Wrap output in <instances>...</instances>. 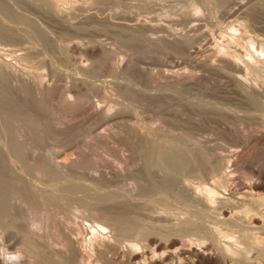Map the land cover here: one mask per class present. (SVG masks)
Here are the masks:
<instances>
[{
    "label": "rangeland",
    "instance_id": "obj_1",
    "mask_svg": "<svg viewBox=\"0 0 264 264\" xmlns=\"http://www.w3.org/2000/svg\"><path fill=\"white\" fill-rule=\"evenodd\" d=\"M193 2L197 3L195 12L190 9ZM0 30V66L3 67L0 69L9 74L12 82H8V87L18 90L23 85L31 86L32 92H36L34 95L39 94L38 92L43 94L42 104L39 103L40 109L38 110V114L41 115L36 114L32 109L23 108L22 117L18 119L19 122L12 119L8 121L9 125L12 124L14 128H18L14 136L18 134V139L23 140L22 143L26 141L23 144L28 148V153L46 154L51 151L60 153L62 159L72 164L71 167L65 169V174L67 173L68 176L78 175V178L70 176L73 180L81 181L79 179L84 178L85 182H91L90 178H92L93 183L97 184V188L114 187L110 189H115L116 187L119 191L128 193L129 196L133 194L130 197L139 202H136L138 207L135 205V209L128 211L131 214L127 211L124 214L132 215L128 217L133 219L135 215L139 216L134 219V225L136 224L134 228L137 229L133 228L132 234L126 231L127 233L125 232L122 238L129 234H138L139 240L135 238L136 236H131L138 240V245L132 248L146 253L140 258L138 264H153V261L159 262L160 260L162 263L159 264L177 263L178 258L176 257L172 258L173 261L171 259L172 262L170 260L162 261L163 256L161 255H165L179 246H169L170 239L168 240V238L172 236L167 233L178 230V225L175 223L179 217L184 218L191 212H189L190 214L187 212L180 214L167 210V205L155 199L158 197L156 194L152 195L154 198L151 196L152 199H149L151 201H141L143 199L140 196L144 198L148 196L138 195L134 189V179L143 174L145 166L141 161L132 157L130 149L127 148L129 143L125 142L126 133L123 131L120 134L119 120H129L130 126H134H132L134 130H130L134 133L132 134L134 135L133 141L131 140L135 143L134 146L144 144V140H147L149 144L153 145L171 143V145H175L174 147H178L183 140L181 137H184V141L195 143L202 146L203 149L207 148L206 150H211V152L224 157L229 166L226 171L232 170V168L235 170L236 185L232 184L230 187L225 182H221L219 184L221 187L218 185L216 189L219 197L226 200L225 205L228 204L227 206L230 208L242 202L250 203L251 194L246 192L245 186L252 185L254 182H264V0H68L64 2L61 0H0ZM232 53L239 54L240 60L233 58ZM245 63H249L248 66L251 65L252 68L251 66L247 67ZM210 64L211 66H209ZM85 78H87L86 83L82 82ZM80 86L81 88H79ZM44 87L57 91L52 99L55 109L48 110L46 113L45 107L49 98ZM99 87L101 92L97 90ZM125 87L135 90V93L138 91L143 100L132 101L133 93L126 96L121 91ZM70 91L72 93L80 92L79 94L86 98L84 106L70 108L71 110L61 107L63 95ZM83 93L87 95L85 96ZM146 94L147 96H145ZM21 96L20 98H23V95ZM112 99H116L119 105L114 100L111 102ZM43 102L45 103L43 104ZM123 103H127L130 107L129 110L135 114L129 115V113L121 111L120 107L124 105ZM104 105L109 107L110 120L103 118L106 115L101 114L102 108H105ZM24 111L26 114L30 112L26 116ZM31 113L36 114V117H32L34 114ZM23 114L25 115L23 116ZM30 117L32 118L30 119ZM101 120L102 122H100ZM117 120L118 122H116ZM130 131L129 138L132 137ZM137 131L138 133H136ZM180 133L182 136L178 135ZM185 134L187 138L189 137L188 140ZM169 136L172 139H169ZM121 137H124V140ZM140 137L144 140H140ZM177 139H180V142ZM137 141L142 142L138 143ZM154 171L155 178L159 179L163 176L160 170ZM135 175L137 176L135 177ZM27 177L32 183H37L40 189L46 187L45 181L38 182L37 178L31 175ZM88 178L89 180H87ZM197 180L195 179V181ZM106 185L109 187L107 188ZM239 186L241 188H238ZM263 188L258 191L259 193L255 192L254 196L264 194ZM263 194L261 196H264ZM60 201L62 200L54 202V205L58 203V209L61 206L59 210L56 209L57 205L53 207V203L40 206L42 209L39 207L40 210L37 211L39 215L33 214L32 219H36V222L34 220L33 222L38 224L41 221L48 227L51 225L48 229L51 228L50 231L55 234L62 231L60 226L64 228L63 230L73 228L74 232L79 234L82 239L84 238L87 243L94 237L99 240L102 238L113 240L109 235V229L107 232V230L98 228L99 233H97L95 227L91 228L89 225L98 218L99 221H102L104 219L102 213L109 215L115 210L117 211L115 205L104 203V206L101 203L102 205L98 208L104 207L102 210L106 212L100 211L102 217L98 216L100 214L97 212L98 208H95L97 210L95 213L91 206H88L90 209L83 206L82 209L88 208L83 210L85 213L83 214L87 218L86 221L79 216H74L76 211L72 206H76L77 202L68 201L69 203H66L64 199L63 202ZM139 204L144 205L143 208L139 207ZM65 206L67 209L64 208ZM145 206H149L148 209ZM262 206H259L260 213L264 210ZM55 209L59 214H56ZM86 209L92 211L86 212ZM214 209H217V212ZM214 209L209 211L208 215L210 216H208L206 224L211 226L212 232L214 231L213 233L218 236L217 228L219 226L217 227L214 223L221 216L218 213L219 208ZM65 210H68L67 214H65ZM213 210L215 214L212 213ZM65 215L71 219L68 220ZM167 217L171 219L166 220ZM55 220L61 223L58 224ZM141 222L144 223V230H147L148 227L146 235L144 234L146 230L143 232V227H140L142 226ZM137 224H140L138 226L143 233H140ZM165 224L177 227L172 230L171 226L169 228L166 226L165 230L168 232L164 231L167 232L165 234L162 232ZM212 225L217 227L216 231ZM224 225L222 224V227ZM180 232L182 233V231ZM89 236L90 239H87ZM161 236L164 238L161 239ZM192 236L183 237V245L195 246L203 250L208 241L199 238L196 240L197 237ZM218 237L222 246L230 243L229 239H225L226 237L224 239L220 235ZM11 242L4 241V245ZM124 242L121 245L125 246L127 241ZM156 242L159 248L155 244ZM236 247L237 244H234V248ZM12 248L10 249L12 250ZM211 250L213 252L220 251L216 244L211 245ZM228 255L226 253L225 259L231 262L232 257ZM204 262L195 261V264H210Z\"/></svg>",
    "mask_w": 264,
    "mask_h": 264
},
{
    "label": "bare ground",
    "instance_id": "obj_2",
    "mask_svg": "<svg viewBox=\"0 0 264 264\" xmlns=\"http://www.w3.org/2000/svg\"><path fill=\"white\" fill-rule=\"evenodd\" d=\"M61 1L64 2V1H68V0H61ZM99 1H102V0H99ZM191 4L192 5H191L190 9L193 12H195L194 10L197 9V3L194 4V2H193ZM248 11H249V9H248ZM14 12H15V10H14ZM101 26H103V25H101ZM33 29H35V28H33ZM105 31H107V30H105ZM6 35H8V34L6 33ZM250 41L252 42V40H250ZM170 42H171V40H170ZM159 45H160V43H159ZM243 45H244V43H243ZM250 45H251V43H250ZM36 49H38V48H36ZM218 54H219V52H218ZM238 55H237V53H232L233 58H235L236 60L238 58ZM256 58H258V57H256ZM61 59H63V58H61ZM248 64H246L247 67H250L251 65L248 66ZM209 66H211V64ZM1 68H3V67H1ZM84 68H86V67H84ZM251 68H252V66H251ZM10 74L12 75V72ZM86 79L87 78H85V80H83L82 82L86 83L87 82ZM9 81H10L9 74L0 69V112H1L0 116H2L0 118V264H16V262L13 261L11 258L13 255H19L22 257L20 264H138L140 258L146 253L136 251L132 248V247L138 245V240H139L138 234H134V235H131V234H132V232H134L133 228L136 227V224L134 225V219H136L139 216L135 215V217L137 216L135 218L133 215L134 219L130 218L128 216H132V215H129L131 213H129L128 211L131 209H135L136 208L135 205L139 202L132 199L133 197H130L133 194H131L129 196L128 193L122 192L121 190L119 191V189H116V187H115V189H110V188H114V187L108 188L109 186L107 187V185H106V187L108 189L97 188L98 186H97V184L95 185L93 183L92 178H90L91 182H89V181L85 182L84 178L82 177L83 179H79V180H81V181L84 180V182H81L78 180L77 181L73 180L72 177H74L75 175H73V176L69 175L68 176V174L66 173L68 176V178H67L66 174H65V169L71 167L72 164L70 162H69L70 163L69 164V163H67V161L62 159V157H60L61 156L60 153H55L53 151L46 152V154L45 153L36 154V153H31V152L28 153V148L26 147V145L23 144L26 141H24L22 143L23 140L20 141L19 140L20 138L18 139V136H17L18 134L16 136H14L17 133L16 129H18V128H16V127L14 128V125H12V124H11L12 126L9 125L10 122L8 123V121L9 120L11 121V119L15 120V121L18 119H21L23 108H29V110L32 109L33 112L38 114V110L40 109L39 103H41V101L43 100L42 99L43 94L41 92H38L39 94L34 95L36 92L35 93H33L34 91L32 92V88L30 89L31 86L29 87V86L23 85L20 88H18L16 86V88H18V90L12 89V88L8 87ZM10 82H12V81H10ZM79 83H81V82H79ZM34 84H36V83H34ZM168 84H170V83H168ZM35 86H37V85H35ZM97 86H99V85H97ZM52 87L54 88L53 85H52ZM36 88H35V90H36ZM53 88H49V87L45 88L44 87V90L46 89L48 92V96L46 94L45 95L49 98L48 101L46 100L47 99L46 97H45L46 99L44 98L48 102L46 107H45V113L48 110L52 111V109L54 108L53 106H55V105H53L54 103H53L52 99L57 94L56 93L57 91H55ZM79 88H81V86ZM97 90L99 92L101 90L100 87ZM121 91L123 93H125L126 96L128 94L133 93L134 98L132 101H138V100L142 101L143 100V97L140 96L141 94L139 95L138 91H136V93H135V90L129 89L126 87L124 89H122ZM79 93L80 92H73L72 93L71 91L65 92V95H63V100L61 102V107H64L65 109H67V108L73 109V108H77V107L79 108L82 105L84 106L86 98L82 97ZM119 94L121 95V93H119ZM21 95H23V98H20V97H22ZM88 96H90V95H88ZM145 96H147V94ZM128 97H127V99H128ZM87 100H88V97H87ZM113 100L114 99H112L111 102ZM115 100H114V102H117V100L116 101ZM129 101L131 102V100H129ZM44 103L45 102H43V104ZM153 103H154V101H153ZM117 104L119 105L118 102H117ZM132 104H133V102H132ZM136 105H138V104H136ZM157 106H158V102H157ZM110 107H112V106H110ZM140 107H141V104H140ZM120 109L124 113H129V115H133L131 113H134L131 110H129L130 107L127 105V103L122 105L120 107ZM152 109H153V107H152ZM102 110H101L102 112L100 111L101 114L103 113V115L104 114L106 115L103 118H106V119L108 118L110 120L111 115H109V113H108L109 107L105 106V108L103 107ZM25 111H28V110L26 109ZM25 111H24V113H25ZM29 112H27V114ZM80 112H81V110H80ZM118 112H116V113H118ZM40 113H42V112H40ZM110 113H111V111H110ZM159 113H160V111H159ZM25 114H23V116ZM27 114H26V116H27ZM31 114L33 115L34 113H31ZM36 114H34L32 117H36L35 116ZM38 115H41V114H38ZM113 115H115V114H113ZM32 117H30V119ZM154 117H156V116H154ZM23 119H24V117H23ZM28 119H29V116H28ZM38 119H41V118H38ZM258 119H260V118H258ZM102 120L100 122H102ZM118 120L116 122H118ZM38 121L40 122V120H38ZM52 121H53V119H52ZM18 122H19V120H18ZM252 122L254 123V121H252ZM98 123H99V121H98ZM118 123H119L118 125L121 124L119 126L120 127L119 129L121 130L120 134L123 131L126 133L125 142L127 141L129 144H127V143H125V144L128 145L127 148L130 149V151L132 153V157H134L137 161H141V163H143V165L145 166L144 167L145 170L142 171L143 174L142 175L140 174L141 176L139 175L137 178L134 179V189L137 191L138 195L139 196L140 195L148 196L147 198L140 196V198L143 199L141 201H144V202L148 201L152 195L156 194V196L158 195V197H155V199H157L158 201H161L162 203L167 205V208H168L167 210H170L173 212L175 211V212L180 213V214L181 213L186 214L185 212L190 214L189 212H191L190 215H187L184 218H182L181 216L179 217L178 221L175 223L176 225H178V227L175 225H173L175 227H173L171 225H170L171 227L169 225L167 226V224L163 225L164 230L162 228V232L167 231V230H165L166 226L168 228L170 227L172 230H174L176 227L178 228V230H174L172 232L167 231L168 233L167 232H164V233L165 234L167 233V235L172 236L171 238H168V240L170 239L169 240L170 241L169 242L170 247H172V246L176 247V245H179L176 247L175 250H173L174 249L173 248L172 249L173 251H169V253H167V254L163 253L165 255H161V256H163L162 257L163 262L168 261V260L171 261V259L173 257H176V258H178L177 263H173L172 262L173 259L171 261L172 263L170 261L169 262L171 264H195V261H199V262L205 261V262H208L210 264H264V210L261 213L259 210L260 205H263L262 207H264V196H261L263 193L262 194L260 193L261 195H258L257 197L254 196L255 192L260 191L264 187V184H263L264 182H262V183L261 182H259V183L254 182V184L250 183L252 185L245 186L244 188H246L245 189L246 192L251 194V196H250L251 198L249 199L250 203L242 202V203H239V204L230 208L229 206H227L228 204L225 205L226 200H223L219 197L218 191L216 189L217 186L221 182L222 183L225 182V184H228L230 187H232V184L236 185L235 181H234V178H235L234 177L235 176L234 171L235 170L232 168V170L226 171V168H228L229 166L227 165V160L224 157L218 155V153L216 154V153L211 152V150L210 151L206 150L207 148L203 149L202 146H198L195 143H191L189 141L188 142L184 141L185 138L181 137L182 133L178 134V135H181L180 136L181 138H183V140L181 139L182 140L181 145L178 146L179 148L174 147L175 145H173V144L171 145V143L168 145L166 143L163 144V142H162L163 145L149 144L147 142V140L141 139L142 136L140 137V140H144V142H143L144 144L141 143V145H140L138 143L142 142V141H137L138 145L134 146L135 143L131 142V140L134 137V135H132V134H134V133H132L133 131H130V130H134L133 129L134 126L132 124L131 125L133 127L130 126L129 120H126V119L125 120L121 119V121L119 120ZM162 123H165V122L162 121ZM257 125H259V124H257ZM131 127H132V129H131ZM129 131L131 132V135H132V137L130 136L131 138H129ZM155 132H156V130H155ZM136 133H138V131ZM173 136H175V135H173ZM135 137H137V136H135ZM144 137H142V138H144ZM185 137L188 140L189 137L187 138L186 134H185ZM123 138L124 137H121V139H123ZM173 138H176V137H173ZM169 139H172V138L170 137ZM163 140H164V138H163ZM149 141H150V139H149ZM178 141L180 142V139ZM121 144H122V142H121ZM205 146H207V145H205ZM34 152H36V151H34ZM68 164H69V166H68ZM143 165L141 164L142 167H143ZM77 167H79V166H77ZM80 169H82V168H80ZM140 169H141V167H140ZM154 170H156V171L160 170L163 173V176L161 178L159 177V179L156 177L157 178L156 179L153 175V173L155 172ZM160 171H159V173H160ZM28 175L36 177L37 179L36 178L35 179L38 180V182H40L41 180L45 181L46 187L40 189L39 188L40 186H38L37 183H32L29 180V178L27 177ZM129 175H131V174H129ZM70 176H72V177H70ZM131 176L133 177V175H131ZM136 176L137 175H135V177ZM261 176H263V175H261ZM75 177L78 178V175ZM195 179L196 180L199 179V180L195 181ZM87 180H89V178ZM94 182L96 183V179L94 180ZM103 185H104V182H103ZM240 186H242V185H240ZM240 186L238 188H241ZM234 189H237V188H234ZM139 196H137V197H139ZM63 199L66 203L68 201H71L73 203L77 202L76 206H72V208H74V210L76 211L74 216H77V217L79 216L80 218L85 219V220L87 218L85 217V215H84L85 213L83 212V210H85V208H87L88 206H91L92 207L91 209L95 210V208H98V206H101L102 204L104 205V203H111L110 205H115L117 208V211L115 210V212L113 211L114 213H111L109 215H108V213L103 211L104 210L103 206H102L103 210L101 208H98L97 209L98 211L95 210V213H96V211L98 213L101 211V212L106 213L107 215H104L102 213V215H103V217H102L101 212H100V214L98 216L101 215V217L104 219L102 221H99V218H98V220L95 219V220H93V224L90 223V225H89L91 228L95 227V229H96L95 231L99 230L98 228H101L102 230H107V232L110 230L109 235H111V237L113 238L114 241L113 240L111 241L110 239L104 240L103 238H102V240H99V238L94 237L93 240L92 239L88 240L89 242L87 243L84 238L82 239V237H80L79 234L74 232L73 228L69 229V230H66L67 228H65V230H63L64 228L63 227L61 228V226H60L59 228H60V230L62 229V231L61 232L59 231V233L56 232L57 234H55V233H52V231H50L51 228L48 229L49 227H51V225L48 227L47 224L43 225V222H41V221L38 224H36L35 223L36 219L35 220L32 219V217H34L33 214L37 213L39 215V212H37V211L40 210V209H38L40 206L42 207L46 203H49V204L53 203L52 205H53V207H55L58 204L57 203L56 205H54L57 202V200H62L60 202H63ZM155 199H153V200H155ZM149 201H151V200H149ZM152 203H154V202H152ZM59 204H61V203H59ZM200 204H201V206H200ZM169 205H171V206H169ZM58 206L59 205H57L56 209H58ZM83 206H87V207L82 209ZM141 206L142 205H140L139 207H141ZM143 206H142V208H143ZM149 206H151V205L149 204ZM68 207H70V206H68ZM111 207H113V206H111ZM145 207L148 209L147 206H145ZM217 207L219 208L218 213L221 217L217 218L215 220L216 222L214 224H216L217 227L219 226L218 228L217 227L216 228L219 231L220 237L222 236L223 239H224V237H226L225 239H227V240L229 239L230 243L225 245V246L221 245V242H220L221 240L219 241L220 238L218 237L219 235L216 236L213 233L214 231L212 232L211 226L206 224V222L208 221L207 218H208V216H210V215H208L209 211L214 209V208H217ZM60 208H61V206L59 207V209ZM64 208H66V206ZM88 208L90 209V207H88ZM56 209H55V212H56ZM87 209H86V212L92 211V210L89 211ZM178 209H181V210H178ZM62 210H63V207H62ZM110 210H112V209H110ZM214 210H216V212H217V209H214ZM214 210H213V212L212 211L211 212L214 213ZM65 211H66V213L65 212H63V213L67 214L68 210H65ZM106 211H108V210H106ZM126 211L129 213L128 216L126 213H125L126 215L124 214V212H126ZM57 212H56V214H59V212L58 213ZM76 213H77V215H76ZM95 213H92V214H95ZM41 215H42V213H41ZM66 216L67 215H65V217ZM49 217H51V216L49 215ZM92 217H95V216H92ZM67 218H68V220L71 219V217H69V216H67ZM140 218H141V216H140ZM53 219H55V218H53ZM165 219L167 220V219H171V218L167 217ZM33 220L35 222H33ZM138 220H137V222L140 223V221H138ZM61 222H63V221L61 220ZM61 222H57V223L59 224ZM143 224L144 223L141 222L142 226H140V227L141 228L143 227L142 231L144 232L146 229L144 230ZM222 224L223 225L226 224V225H224L226 228L224 226L222 227ZM138 225H140V224H137V226ZM55 226H57V225H55ZM151 226H153V225H151ZM159 226H162V225H159ZM212 226H214V225H212ZM140 227L138 226L139 231L141 230ZM216 228L214 226L215 231H216ZM134 229H137V228H134ZM147 230H148V227H147ZM147 230L144 232V234L147 232ZM126 231L127 232L132 231L131 234L128 233L129 235H126L127 237L128 236H130V237H128V238L123 237L122 238V236L125 235ZM142 231H140V233ZM151 231H153V230H151ZM180 231H182V233ZM148 232H150V231H148ZM97 233H99V231H97ZM94 234H96V233H94ZM157 234H158V232H157ZM157 234H155V235L157 236ZM159 234L161 235V232ZM148 235H149V233H148ZM148 235H147V238L149 237ZM192 235H194V237L195 236L197 237L196 240L199 238V239H202V240L205 239L206 241H208L206 247L203 250L198 249L195 246L193 247V246H184L183 245V243H182L183 237H185V236L193 237ZM91 236H93V235H91ZM131 236L132 237L136 236L135 238H137V236H138V238H137L138 240L135 238H132ZM140 236H142V235L140 234ZM108 237H110V236H108ZM162 238H164V237L161 236V239ZM87 239H90V236ZM141 239H144V238H141ZM4 241H9V242L12 241V242L7 244V245H4ZM124 241H127L125 246H124V244L121 245V243H123ZM159 241L160 240H158V242ZM160 243H161V241H160ZM155 244L157 245L158 243L156 242ZM214 244H216L217 247L219 248V250H220L219 252H216V251L213 252L211 250V245H214ZM224 244H225V242H224ZM234 244H237L236 248H234ZM161 245H162V243H161ZM160 247H162V246H160ZM10 248H12V250ZM155 248H156V246H155ZM158 248H159V246H158ZM167 248H169V247H167ZM226 253H227V255L229 254L232 257L231 262H228V260L225 259L227 257ZM147 254H149V253H147ZM159 263H162L161 260L159 262L153 261V264H159Z\"/></svg>",
    "mask_w": 264,
    "mask_h": 264
},
{
    "label": "clouds",
    "instance_id": "obj_3",
    "mask_svg": "<svg viewBox=\"0 0 264 264\" xmlns=\"http://www.w3.org/2000/svg\"><path fill=\"white\" fill-rule=\"evenodd\" d=\"M11 258L16 262V264H20V261L22 260V257L19 255H13Z\"/></svg>",
    "mask_w": 264,
    "mask_h": 264
}]
</instances>
